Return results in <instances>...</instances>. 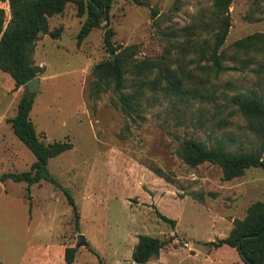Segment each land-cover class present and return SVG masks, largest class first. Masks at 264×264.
<instances>
[{
    "label": "rangeland",
    "instance_id": "rangeland-1",
    "mask_svg": "<svg viewBox=\"0 0 264 264\" xmlns=\"http://www.w3.org/2000/svg\"><path fill=\"white\" fill-rule=\"evenodd\" d=\"M142 1L149 7L112 0L113 43L137 45L138 59L164 62L185 87L201 89L205 96L185 102L146 91L141 124L126 120L112 104L111 92L91 101L93 67L109 58L104 30L93 29L78 46L86 14L79 16L77 5L67 2L60 14L48 18L57 38L39 35L31 45L40 89L30 119L43 143L72 145L50 159L47 170L69 190L79 226L65 196L49 182L28 187L30 209L25 183L0 182L2 264H65L69 247L76 249L72 264H136L132 254L140 235L163 243L146 264H244L235 249L209 243L225 238L233 220L243 219L253 202H264V170L251 168L224 181L217 165L189 167L180 148L184 140L194 139L205 147L222 141L230 151L260 150L264 139L249 130L234 108L224 106L249 90L264 99V48L245 52L234 47L247 36H264V0H232L231 27L221 48L229 58L223 66L230 69L216 77L197 54L213 45L217 31L212 0ZM0 9L5 13L1 36L10 18L8 3L0 1ZM25 92L0 71V176L26 172L35 161L9 122ZM79 234L86 247L76 248Z\"/></svg>",
    "mask_w": 264,
    "mask_h": 264
},
{
    "label": "trees",
    "instance_id": "trees-1",
    "mask_svg": "<svg viewBox=\"0 0 264 264\" xmlns=\"http://www.w3.org/2000/svg\"><path fill=\"white\" fill-rule=\"evenodd\" d=\"M7 2L10 18L6 28L0 36V71L8 74L14 81L15 88L25 87V84L37 76L38 68L31 60V45L39 35H49L57 38L56 31H49L48 18L60 14L67 2L77 5L78 14H86V19L77 34L79 46L93 29L104 30L103 46L109 55L107 60L97 63L93 67L94 80L90 84L89 97L96 101L102 94L111 92L112 104L132 124H141L145 119L141 99L145 92H162L166 98L175 97L179 101L189 102L205 96L201 89L187 88L182 77L171 71L170 67L160 60L151 58L138 59V46H121L113 43L114 32L109 24V9L112 0H0ZM137 6L148 4L142 0H131ZM216 17L217 31L213 37V45L205 51H199L198 58L206 61L209 71L216 77L230 68L224 67L223 62L229 58L221 52L228 35L230 24L229 8L232 0H212ZM156 13L153 11L152 16ZM5 22L4 10L0 9V30ZM102 23H105L102 26ZM264 36L253 34L237 41L234 47L237 51L248 52L254 47L264 48ZM112 55L114 56L112 59ZM264 73V69H261ZM128 80L130 83L128 84ZM34 95L24 93L19 101L16 113L10 119L13 134L33 154L35 161L30 169L21 173H3L0 182L11 180L27 185V200L31 207L29 186L41 181L49 182L60 190L71 206L75 228L78 229L79 215L74 199L67 188L58 184L47 170L50 159L70 150L69 142L43 143L30 119V112ZM226 108H234L247 123L254 134L264 139V99L257 92L249 90L244 94L235 95L226 100ZM223 107V108H224ZM233 112V111H231ZM223 123V121H221ZM259 151H230L222 141L211 147H205L194 139L184 140L180 153L185 164L195 168L204 163L217 165L222 172L224 181H231L242 176L246 170L259 168L264 170V158ZM152 172L159 178L170 179L158 168ZM202 202L201 198H197ZM157 216L171 224L175 221L168 219L156 211ZM229 234L223 239H217L209 244L214 248L227 246L235 249L244 264H264V202L255 201L247 209L243 219L233 220ZM163 243L148 235L138 236L133 250L132 260L136 264H146L151 258L159 255ZM76 249L69 247L64 251L65 264H72ZM0 264H2L0 262Z\"/></svg>",
    "mask_w": 264,
    "mask_h": 264
},
{
    "label": "water",
    "instance_id": "water-1",
    "mask_svg": "<svg viewBox=\"0 0 264 264\" xmlns=\"http://www.w3.org/2000/svg\"><path fill=\"white\" fill-rule=\"evenodd\" d=\"M113 57L114 56L112 55V59ZM25 88H26L27 94L35 95L36 93H38L40 89V79L38 77H35L34 79H32L31 81L25 84ZM87 245L88 243L86 242L85 237L81 234L77 235L76 248H79L82 246L86 247Z\"/></svg>",
    "mask_w": 264,
    "mask_h": 264
}]
</instances>
